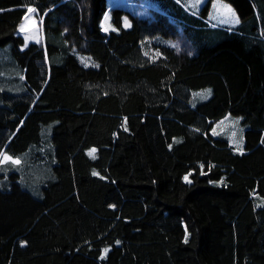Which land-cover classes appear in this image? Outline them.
Wrapping results in <instances>:
<instances>
[{
	"label": "trees",
	"instance_id": "obj_1",
	"mask_svg": "<svg viewBox=\"0 0 264 264\" xmlns=\"http://www.w3.org/2000/svg\"><path fill=\"white\" fill-rule=\"evenodd\" d=\"M170 1L127 28L107 0H0V50L25 73L0 75V157L20 159L0 163V264H264V0H226L234 29ZM30 6L44 40L23 48ZM228 113L243 151L211 133Z\"/></svg>",
	"mask_w": 264,
	"mask_h": 264
},
{
	"label": "rangeland",
	"instance_id": "obj_2",
	"mask_svg": "<svg viewBox=\"0 0 264 264\" xmlns=\"http://www.w3.org/2000/svg\"><path fill=\"white\" fill-rule=\"evenodd\" d=\"M170 1V0H169ZM168 0H107L109 4L112 2H118L111 7L123 5L126 9V13L123 16V26L124 27H132L133 21L131 19L130 13L133 15H137L143 18L151 19L154 17L155 10H167L169 8H173L171 1ZM180 3L183 8L196 16H200L203 19L207 20L213 24H218L223 27L229 28H238L242 25V21L239 17L234 6L226 0H176ZM177 12L178 9L174 7ZM36 11L33 9H29L28 13H26L23 22L20 25L19 33L25 37V44L22 46L23 48L27 47L31 42H40L44 40V28L41 17L38 14L33 15V12ZM107 14V13H106ZM107 16V15H106ZM105 16V27L107 30L116 28L111 16L109 15L107 18ZM181 29H184V26H181ZM157 43L170 44L175 45V41L167 38H158ZM151 41L143 43L144 52L150 56H154V51H161L159 47H155L151 45ZM8 46V45H7ZM0 57L2 58L3 63L5 64L8 71L1 70L0 75L7 79L6 85L8 88H16L18 84L22 83L25 79V73L23 71H19L15 66H12L13 63L10 54L5 52V49H1ZM79 61L85 66H97V61L93 58L91 54H85L76 52ZM18 70V71H17ZM213 94L212 87H204L202 89L195 90L193 92V98L191 103L196 105L201 101L209 99ZM247 124L243 122V117L240 115H234L232 113H228L225 116L217 119L213 126L211 127V133L215 137H222L229 141L230 145L237 151H243L246 146V129ZM93 150H95L93 152ZM89 153H92V156H96L97 147H91L88 149ZM10 157L11 159L3 162H13L19 161V158L12 157L9 154L3 152L0 160H3V157ZM18 164V163H16ZM31 180V184L35 183L36 178L33 177ZM186 181L191 180L190 174L185 176ZM258 204H264V197L257 200ZM110 250V246L104 248L103 257L107 256Z\"/></svg>",
	"mask_w": 264,
	"mask_h": 264
},
{
	"label": "crops",
	"instance_id": "obj_3",
	"mask_svg": "<svg viewBox=\"0 0 264 264\" xmlns=\"http://www.w3.org/2000/svg\"><path fill=\"white\" fill-rule=\"evenodd\" d=\"M116 3H118V2H112L111 4H109L108 3V5H109V8H111V6H113L114 4H116ZM33 9L34 8V10H36V11H34L33 12V15L35 16V14H38V16L39 17H41L40 16V14H39V11H38V8L36 7V6H30L29 7V9ZM29 9H28V11H29ZM28 11H27V13H28ZM36 17V16H35ZM41 19H42V23H43V18L41 17ZM205 20V19H204ZM206 22H205V24L208 26V27H222V28H228V29H234V28H229V27H223V26H220V25H218V24H211L210 22H207V20H205ZM23 22V21H22ZM21 22V23H22ZM21 25V24H20ZM19 28H20V26H19Z\"/></svg>",
	"mask_w": 264,
	"mask_h": 264
},
{
	"label": "snow or ice",
	"instance_id": "obj_4",
	"mask_svg": "<svg viewBox=\"0 0 264 264\" xmlns=\"http://www.w3.org/2000/svg\"><path fill=\"white\" fill-rule=\"evenodd\" d=\"M95 150H93V152H94ZM90 155H92V153H89ZM9 159H11L10 157H7V156H5V157H3V160H0V163H2V162H5V161H7V160H9ZM14 163H19V161H14ZM94 175L96 174V173H93Z\"/></svg>",
	"mask_w": 264,
	"mask_h": 264
}]
</instances>
